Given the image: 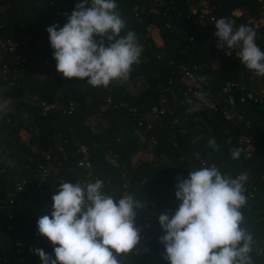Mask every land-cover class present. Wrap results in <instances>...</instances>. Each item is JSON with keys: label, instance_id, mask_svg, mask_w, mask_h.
Wrapping results in <instances>:
<instances>
[{"label": "trees", "instance_id": "obj_1", "mask_svg": "<svg viewBox=\"0 0 264 264\" xmlns=\"http://www.w3.org/2000/svg\"><path fill=\"white\" fill-rule=\"evenodd\" d=\"M198 1L115 0L126 23L120 35L134 31L142 52L127 80L94 88L57 72L46 31L53 24L63 27L81 0H0V39L16 43L14 50L0 45V104L11 100L0 111V264H42L35 249L55 258L54 246L39 234L37 222L50 213L51 197L62 180L100 179L103 192L115 200L133 195L144 202L137 216L146 213L147 202H154L160 215L171 218L180 203L177 178L187 179L189 171L201 167H216L230 178L248 174L242 227L253 236L254 264H264V103L241 101L240 91L235 118L226 119L222 112L228 81L242 78L249 86L253 77L252 87L258 88L264 77L240 63L238 48L231 56L217 48L215 21L188 18ZM213 1L215 20H232L234 28L252 26L247 19L257 14L256 0ZM237 9L241 14L234 13ZM256 32L264 51L263 31ZM186 70L207 77L200 79L202 88L216 95L218 106L201 102L188 90ZM163 103L168 109L153 115L152 107ZM24 129L27 138L21 135ZM210 139L218 150L208 144ZM81 145L88 149L91 173L79 166ZM234 148L242 150L235 160ZM17 183L23 187L12 195ZM156 223L153 229L165 235ZM153 244L154 251L145 256L125 254V263L168 264L160 239Z\"/></svg>", "mask_w": 264, "mask_h": 264}, {"label": "clouds", "instance_id": "obj_2", "mask_svg": "<svg viewBox=\"0 0 264 264\" xmlns=\"http://www.w3.org/2000/svg\"><path fill=\"white\" fill-rule=\"evenodd\" d=\"M214 24L217 48L227 49V56L238 48L240 63L264 77V51L256 43V29L234 28V21L224 17ZM125 27L115 0H81L63 27L53 24L46 29L57 72L68 79L86 80L94 88L127 80L132 66L139 63L142 47L134 31L120 35ZM196 96L207 103L203 92ZM6 107L7 102L0 104V111ZM194 107L199 109L200 104ZM208 144L218 150L215 139ZM241 152L230 150L234 160ZM177 179L179 206L171 218L167 213L159 216L165 233L160 237L163 258L169 264H254L253 236L242 227L241 208L247 200L243 184L216 167H201L189 171L187 179ZM102 189L100 179L84 185L60 183L51 197L50 213L37 222L39 234L54 246V259L35 249L42 264H120L118 255L133 251L140 241L135 219L144 202L133 195L117 201Z\"/></svg>", "mask_w": 264, "mask_h": 264}, {"label": "built area", "instance_id": "obj_3", "mask_svg": "<svg viewBox=\"0 0 264 264\" xmlns=\"http://www.w3.org/2000/svg\"><path fill=\"white\" fill-rule=\"evenodd\" d=\"M256 1L258 9L257 14L250 15L247 19V23L252 25L255 29H260L264 34V0ZM215 8L216 3L213 0H199L197 5L191 6V13L188 14V18L194 19L195 23H212L215 21ZM234 13L238 15L241 14V11L237 9L234 11ZM151 29L152 27H149V31H151ZM0 45L4 49L14 50L16 43H13L11 41H3L0 39ZM184 76L185 80H187L189 84L188 90L192 92L195 97H197L196 93L203 92L206 95L207 103L211 107L218 106L216 95L212 92L203 90L200 77L196 76L195 72L186 70ZM253 80L254 78L251 77L249 86L242 78L237 80H230L225 84L222 92L224 96L223 100L225 101L226 106L223 108L222 112L226 119L232 120L237 114V92L244 91V94L240 95L241 101H246L247 99H249L256 103H264V83L261 84L258 88H253ZM167 89L171 94L175 91L174 87L171 85L168 86ZM168 107L169 105L165 103L161 105H155L152 107V113L153 115L158 116L159 114L164 113L168 109ZM138 123L139 125H141L143 124V121L141 120ZM241 141L245 142L247 145H250V139L247 136H241ZM246 148L250 150L249 146H247ZM79 151L83 155V158L79 161V166L84 167L91 173L92 164L88 159L87 147L85 145H81ZM47 171L48 169L46 168L44 172L47 173ZM248 178L249 176L246 172L239 173L233 177V179H237L242 184H245L248 181ZM95 181L96 179L91 177L89 180L78 179L74 183L80 182L82 185H84L87 183H93ZM62 182H64V180H62ZM22 187L23 185L21 183H17L16 191L13 192L12 195H16L17 191H20ZM145 209L146 213L142 217L137 216L135 219V225L140 231V241L131 253L137 257H142L146 254L152 253V251H154L153 240L156 237L160 239V237L163 236L162 233L160 234L159 230L153 229V225L157 224L156 222L159 220L160 216L156 204L154 202H147ZM117 258L120 261V264H126L125 254H120Z\"/></svg>", "mask_w": 264, "mask_h": 264}, {"label": "rangeland", "instance_id": "obj_4", "mask_svg": "<svg viewBox=\"0 0 264 264\" xmlns=\"http://www.w3.org/2000/svg\"><path fill=\"white\" fill-rule=\"evenodd\" d=\"M151 32L154 33L153 35H154L156 42L160 43L161 39L159 38L158 34L155 32V30L153 28L151 29ZM6 102H7V107L5 109H8L10 106L11 100H5V101H3L2 104L6 103ZM5 109H3L2 111H4ZM21 135L23 138L29 137V133L27 131H25V129L21 131Z\"/></svg>", "mask_w": 264, "mask_h": 264}]
</instances>
